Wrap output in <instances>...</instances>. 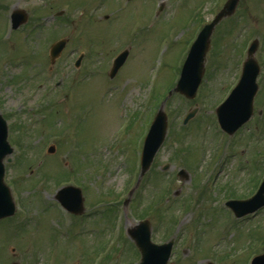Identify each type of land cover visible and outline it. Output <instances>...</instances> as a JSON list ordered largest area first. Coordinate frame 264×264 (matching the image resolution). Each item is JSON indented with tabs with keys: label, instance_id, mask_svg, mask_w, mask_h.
Instances as JSON below:
<instances>
[{
	"label": "rangeland",
	"instance_id": "obj_1",
	"mask_svg": "<svg viewBox=\"0 0 264 264\" xmlns=\"http://www.w3.org/2000/svg\"><path fill=\"white\" fill-rule=\"evenodd\" d=\"M108 1L112 3L104 0H0V113L7 117L9 125L19 120L16 125L20 130L15 132V138L22 135L27 144H35V154L38 151L43 153V148L49 144L55 145V155L33 160L35 154L30 152L29 161L21 169L17 167L7 171L5 181L8 183L15 179L14 185L19 189L22 205L16 215L0 219V264L16 261L19 254L24 256V264H91L94 253L88 250L92 244L98 246L107 237L104 225L110 228L114 223L115 209L109 205L110 202L97 201L92 219L80 217L73 221V217L64 211L58 209L55 212L50 203L56 181L43 182L48 183L47 186L36 181L26 184L21 181L28 177L29 172L33 173L30 178L37 173L44 179L57 180L63 176L68 181L71 176L65 175V170H68L64 169L66 161L69 168L87 165L97 168L98 175H101L97 182L101 183L97 199L105 198V194L122 195L129 177L127 171L136 169V159L148 122L157 109L163 107L166 90L173 82L175 85L187 51L186 42L195 38L202 25L213 18L225 0H157L154 8L147 0ZM95 4L98 7L94 14V7L90 6ZM14 9L28 14L29 24L23 28L19 26L18 30H11L9 25L10 13ZM61 9H67V14L55 15L58 18L41 22L35 28L34 22L39 17L45 19ZM213 33L211 40L215 44L213 51L217 60H214L213 51H209L205 59L208 73L206 80L202 79L196 97L186 99L182 94L173 93L168 97L171 99L164 102V109L169 115L168 131L154 160V175L161 178L162 183L174 177L172 191L180 190L179 197L192 183H196L199 165L207 167L202 168V180L205 174H213L214 167L218 182L215 175L206 180L210 185L217 182L211 187L213 193L210 196L207 193V200L213 209L204 213L207 218L199 213L190 228L192 231L198 229L195 250L203 251H196L192 264L201 260L199 264H205L204 257L223 264L216 260L218 252H224V258H229L230 262L226 264H236L238 261H232L245 252V245L240 246L244 239L250 238L249 242L253 244L250 249L264 248V213H258L250 221L245 219L236 223L229 213L221 211L220 204L225 196L242 197L252 193L264 170V121L262 129L259 128V116L264 115V0H239L235 13L221 20ZM62 37L68 39L66 46L49 70L48 48ZM253 39L258 40L254 57L261 67L254 108L261 113L252 116L229 139L217 132L214 107L219 97L225 94L226 91L221 92L226 86L234 85L239 78L240 63ZM126 46L130 47V54L112 81L104 72L107 75L112 59ZM81 53L82 67L77 71L73 64ZM31 55L35 57L31 58ZM212 63L218 64L219 70H212ZM88 70L92 73L76 84V102H72L71 80ZM39 82L43 85L31 93L29 90L37 88ZM56 82L60 84L56 86ZM196 106L200 109L183 124L185 114ZM206 110L210 112L206 114ZM41 113L50 115L41 119ZM259 129L260 135H254ZM58 132L62 138L55 137ZM220 144L223 148L216 149L214 157L212 155L215 164L208 165L207 158L213 152L211 148ZM106 150L108 154H105ZM121 151L126 153L127 158L122 169L117 168L119 162L115 164L120 160ZM29 165L34 172L28 170ZM163 165H167L166 171L161 169ZM181 166L189 174L188 181H179L175 177ZM91 171L90 167L85 185ZM151 182L147 186L149 192L159 186L158 182ZM89 183L92 181L89 180ZM86 192L90 194L88 187ZM161 199L165 204L168 196L163 194ZM178 204L179 201L175 203ZM121 213L125 215L120 218L123 235L127 226L135 224L146 214L144 210L136 212L130 205L125 206ZM161 214L166 219L164 212ZM191 216L182 217L170 235L169 232L161 234L159 231L162 230L157 231L150 222L154 240L177 236L174 264L179 263L176 257H181V264L184 257L191 258L188 240H185L188 234L185 223L191 221ZM66 225V229L61 227ZM214 242L221 244L213 248ZM120 243V240L115 241L116 246ZM191 243H195V239ZM211 250L215 251L209 254ZM102 257L100 254L97 259ZM131 258L138 260L136 253Z\"/></svg>",
	"mask_w": 264,
	"mask_h": 264
},
{
	"label": "water",
	"instance_id": "obj_2",
	"mask_svg": "<svg viewBox=\"0 0 264 264\" xmlns=\"http://www.w3.org/2000/svg\"><path fill=\"white\" fill-rule=\"evenodd\" d=\"M237 0H227L223 9L217 14L214 20L206 25L200 32L199 36L191 46L189 53L184 61L183 68L181 70V77L175 88V90L192 97L195 89L199 83L204 54L208 48V37L212 31L213 26L216 24L221 17L229 15L232 13ZM65 44V40H60L54 43L51 47V57L54 58L60 52ZM256 48V42L254 41L249 48V59L244 65L245 73H243L242 78L237 85V87L232 92L231 97L227 100L225 104L232 106L234 110L233 116L231 117V122L235 123L229 131H233L241 120H245L251 111V101L256 90V85L254 84V77L257 73V68L250 75V70L253 69V61L250 58L251 54ZM127 52L124 51L120 53L113 62L110 75H113L118 67L122 64ZM190 115L187 116L189 118ZM166 127V118L164 113L158 112L156 118L149 130V133L145 139V144L142 153V170L146 169L152 160V157L157 150L161 140L163 138ZM10 152L8 143L6 142V125L5 121L0 116V213L12 212L13 205L9 196L8 189L2 182L3 176V166L2 158ZM264 192V181L262 182L257 194L254 198L244 201H230L228 205L234 210L237 215H241L243 211H248L250 208H256L264 204V200H258L254 204L249 205L257 196H260ZM57 198L68 208L71 209V205L78 203L79 210L81 209V196L79 190L72 187H65L57 194ZM247 205V207H246ZM241 208L243 211H240ZM129 235L135 240L136 244L141 250V261L139 264H165L171 242L162 245H154L149 240V226L147 222H140L135 227L129 229ZM251 264H264V253L256 256Z\"/></svg>",
	"mask_w": 264,
	"mask_h": 264
}]
</instances>
